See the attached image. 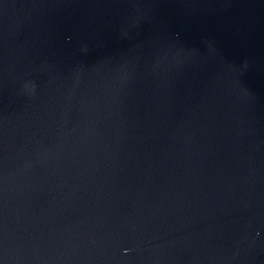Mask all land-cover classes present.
<instances>
[{"label":"water","instance_id":"obj_1","mask_svg":"<svg viewBox=\"0 0 264 264\" xmlns=\"http://www.w3.org/2000/svg\"><path fill=\"white\" fill-rule=\"evenodd\" d=\"M0 264H264V0H0Z\"/></svg>","mask_w":264,"mask_h":264}]
</instances>
